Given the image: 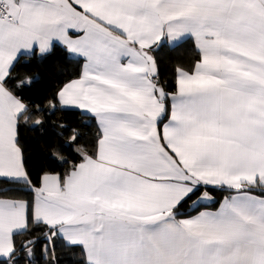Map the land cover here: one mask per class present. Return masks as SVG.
<instances>
[{
    "label": "snow or ice",
    "instance_id": "obj_1",
    "mask_svg": "<svg viewBox=\"0 0 264 264\" xmlns=\"http://www.w3.org/2000/svg\"><path fill=\"white\" fill-rule=\"evenodd\" d=\"M189 41L166 79L162 50ZM59 47L81 70L26 98L17 65ZM49 129L55 167L34 172L22 133ZM61 246L264 264V0H0V264H64Z\"/></svg>",
    "mask_w": 264,
    "mask_h": 264
},
{
    "label": "trees",
    "instance_id": "obj_2",
    "mask_svg": "<svg viewBox=\"0 0 264 264\" xmlns=\"http://www.w3.org/2000/svg\"><path fill=\"white\" fill-rule=\"evenodd\" d=\"M192 54L193 45L191 41L175 49L165 47L160 54L161 71L164 77L170 79L174 66L178 62H188L192 58ZM81 67L82 59L70 56L62 47H59L43 62L38 60H22L17 65L16 71L20 75L29 74L39 78L35 81L31 90L23 93L28 99H39L50 93L60 83L75 77L81 70ZM63 119H67L73 123L79 121L78 116L71 114L63 117ZM94 131V125L85 129L87 135L83 143L88 144L91 142ZM22 135L26 145L28 163L34 172L38 171L41 166L55 167L51 161L46 159L48 152L45 146L46 142H54L56 138V133L52 129H49L46 133L25 130ZM25 198L30 197L26 196ZM58 255L64 264H69L70 261H76L79 258L78 250L74 253L62 246L58 249ZM37 259L40 261V264H43L39 255V249H37Z\"/></svg>",
    "mask_w": 264,
    "mask_h": 264
},
{
    "label": "crops",
    "instance_id": "obj_3",
    "mask_svg": "<svg viewBox=\"0 0 264 264\" xmlns=\"http://www.w3.org/2000/svg\"><path fill=\"white\" fill-rule=\"evenodd\" d=\"M66 51V50H65ZM67 52V51H66ZM70 56H73V57H76V56H74L73 54H70V53H68ZM76 58H79V57H76ZM80 59H82V58H80ZM220 197H217V199H219Z\"/></svg>",
    "mask_w": 264,
    "mask_h": 264
}]
</instances>
